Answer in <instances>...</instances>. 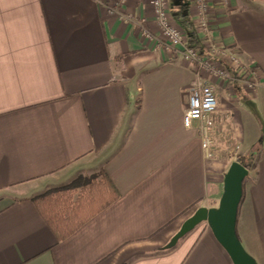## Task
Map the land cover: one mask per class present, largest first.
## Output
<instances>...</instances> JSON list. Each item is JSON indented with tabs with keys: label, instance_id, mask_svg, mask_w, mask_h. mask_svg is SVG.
<instances>
[{
	"label": "crops",
	"instance_id": "1",
	"mask_svg": "<svg viewBox=\"0 0 264 264\" xmlns=\"http://www.w3.org/2000/svg\"><path fill=\"white\" fill-rule=\"evenodd\" d=\"M151 2L127 0L121 21L93 0H0V264H232L205 223L163 250L218 205L230 143L257 149L236 234L264 264V2L207 0L213 42L259 72L233 100L207 79L208 154L183 124L194 66L142 36L158 37ZM100 173L119 198L57 242L32 199Z\"/></svg>",
	"mask_w": 264,
	"mask_h": 264
},
{
	"label": "built area",
	"instance_id": "2",
	"mask_svg": "<svg viewBox=\"0 0 264 264\" xmlns=\"http://www.w3.org/2000/svg\"><path fill=\"white\" fill-rule=\"evenodd\" d=\"M109 15L121 21H129L123 11L127 0H93ZM194 25L202 41L205 55L199 54L187 45V37L183 29L170 16L168 0H152V12L158 37L141 28L142 36L156 40L160 47L178 53L181 58L195 68V77L188 90V107L184 113L183 124L190 127L197 124L200 146L208 154L214 145L212 116L219 110L216 90L207 83V79L216 78L226 85L238 86L245 93H252L259 88V72L253 66H246L239 61L234 51L219 52L215 49L210 37L208 23V4L206 0H194ZM141 27V25H139Z\"/></svg>",
	"mask_w": 264,
	"mask_h": 264
},
{
	"label": "trees",
	"instance_id": "3",
	"mask_svg": "<svg viewBox=\"0 0 264 264\" xmlns=\"http://www.w3.org/2000/svg\"><path fill=\"white\" fill-rule=\"evenodd\" d=\"M193 0H171L169 7L172 18L186 34L187 45L199 54H206L202 41L190 20L189 11ZM237 162L247 170L254 166L245 165L244 157ZM89 178L79 177L70 184L34 197L32 203L39 216L54 235L57 242L72 236L93 216L113 204L119 193L104 173Z\"/></svg>",
	"mask_w": 264,
	"mask_h": 264
},
{
	"label": "water",
	"instance_id": "4",
	"mask_svg": "<svg viewBox=\"0 0 264 264\" xmlns=\"http://www.w3.org/2000/svg\"><path fill=\"white\" fill-rule=\"evenodd\" d=\"M248 172L239 162H232L223 177V189L218 205L210 209H197L182 223L163 250L173 248L196 226L205 223L232 264H257L246 253L236 234L237 212L243 194V181Z\"/></svg>",
	"mask_w": 264,
	"mask_h": 264
},
{
	"label": "rangeland",
	"instance_id": "5",
	"mask_svg": "<svg viewBox=\"0 0 264 264\" xmlns=\"http://www.w3.org/2000/svg\"><path fill=\"white\" fill-rule=\"evenodd\" d=\"M170 1L171 0H168V4H170ZM194 1V0H193ZM207 1V0H206ZM261 1H263L264 2V0H261ZM194 8H195V4H194V2H193V5H192V8L190 9V11H189V14L190 15H192L193 16V13H194ZM169 11H170V7H169ZM170 16H171V18H172V15H171V12H170ZM172 20L174 21V19L172 18ZM175 22V21H174ZM176 23V22H175ZM178 25V24H177ZM193 25H194V23H193ZM194 28L196 29V27H195V25H194ZM210 37H212L211 35H210ZM211 40H212V42H213V39L211 38ZM213 44H215L214 42H213ZM215 46H216V44H215ZM215 49H216V51L217 52H219V50L221 51V49H223L225 52L226 51H234L235 52V54H236V57L239 59V61L242 63V61L240 60V58H239V55H238V49L237 48H234V47H228V48H223V47H219V45L218 46H216L215 47ZM212 79H216V78H212ZM219 80V79H218ZM221 81V80H220ZM223 82V81H222ZM224 93H223V95H225L226 96V98H228V100H233L234 99V97H237V95L239 94V92H244L240 87H238V86H236V87H233V86H230V85H226L225 84V82H224ZM238 87V88H237ZM240 89V90H239ZM254 92V91H253ZM222 94V93H221ZM231 102V101H230ZM245 130H246V132L248 133V130H247V128L245 127ZM260 140V139H259ZM258 140V141H259ZM229 148H230V157L229 158H231L230 160H229V162L231 163V162H234V161H236V159L238 158V157H244V162H245V165H248V166H254V163H255V156L254 155H256V150L257 149H254L253 151H251L250 153H248V151H246V148H244V150H243V154H245V155H243V154H241V152H240V150H239V146L238 145H231V143L229 144ZM254 154V155H253ZM230 166V165H229ZM248 171H250V170H248ZM226 173V172H225Z\"/></svg>",
	"mask_w": 264,
	"mask_h": 264
}]
</instances>
